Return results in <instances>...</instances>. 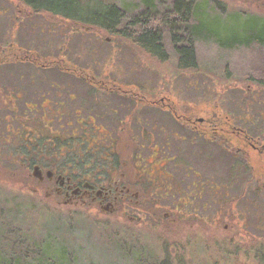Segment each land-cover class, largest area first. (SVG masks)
Listing matches in <instances>:
<instances>
[{"label": "flooded vegetation", "instance_id": "obj_1", "mask_svg": "<svg viewBox=\"0 0 264 264\" xmlns=\"http://www.w3.org/2000/svg\"><path fill=\"white\" fill-rule=\"evenodd\" d=\"M179 2L180 12L188 14L182 22L175 0L169 7L146 4L140 14L126 18L125 27L127 39L161 60L169 58L167 32L176 66L197 73L185 87L167 76L158 81L145 68L89 71L67 59L33 55L8 63L22 52L0 47V169H21L33 194L43 191L58 205L127 216L129 223L173 224L185 213H203L198 219L207 223L204 228L227 221L223 229L229 242L260 241L264 110L253 109L256 96L245 95L238 103L230 97L234 107L227 108L219 95L184 94L187 85L197 90L201 63L196 2ZM145 30L164 39L159 54L136 41ZM185 46L194 51L192 63L184 66L178 54ZM32 67L35 73L28 74ZM142 71L145 83L138 81ZM163 202L180 214L170 213ZM251 208L260 210L252 224ZM0 242L6 244L1 233ZM187 242L196 243L194 237ZM3 253L5 263L10 255Z\"/></svg>", "mask_w": 264, "mask_h": 264}, {"label": "rangeland", "instance_id": "obj_2", "mask_svg": "<svg viewBox=\"0 0 264 264\" xmlns=\"http://www.w3.org/2000/svg\"><path fill=\"white\" fill-rule=\"evenodd\" d=\"M57 1L61 4L68 0ZM146 1L169 7L175 0ZM146 1L80 0L74 1L66 11L70 15L96 20L100 15H106L109 5L113 4L129 18L140 14L147 6ZM194 2L199 4L196 13L203 21L199 31L224 43L243 36L253 25L257 28L264 25V3L260 4V0ZM109 22L107 18L105 23ZM165 37L169 58L161 60L145 55L132 40L98 25L45 11L35 13L22 0H0L2 48L11 46L32 52L41 60L67 59L89 71L145 68L158 81L167 76L173 83L181 81L176 85L185 87L189 80L194 81L192 74L197 73L176 66L167 33ZM196 46L201 76L197 79V90L186 86L184 94L187 97L202 94L207 99L219 95L224 105L232 108L234 105L229 99L235 97L238 103V98L243 100L245 95H251L257 100L253 109L264 110V86L258 81V73L250 72L248 66L253 56L237 48L221 50L211 42H198ZM20 61L9 59L6 62ZM35 71L32 67L28 74ZM146 72L142 71L144 74L138 77L140 83H145ZM254 117L258 118L255 113ZM2 155L7 157L8 152ZM19 170L11 165L0 169V221L5 222L0 224V233L6 241V244L0 242V257L3 252L4 256L6 253L10 256L19 254L20 264H47L43 260L49 263L63 260V264H161L164 259H168V264H264V237L260 241L238 239L229 242L226 239L229 231L223 229L227 223L224 219L208 228L203 226L206 222L198 219L205 216L203 213L193 216L185 213L173 224L166 220L155 223L150 219L129 223L127 216L101 215L94 208L58 205L54 199L45 197L43 191L33 194L31 181ZM163 203L161 206L170 209V213L180 214L173 210L170 202ZM261 203L264 206V198ZM256 213L259 215L260 210L251 208L250 224ZM193 237L195 245L187 242ZM38 245L43 253L39 257L35 253Z\"/></svg>", "mask_w": 264, "mask_h": 264}, {"label": "trees", "instance_id": "obj_3", "mask_svg": "<svg viewBox=\"0 0 264 264\" xmlns=\"http://www.w3.org/2000/svg\"><path fill=\"white\" fill-rule=\"evenodd\" d=\"M80 2V0H68L64 1L61 4L58 3L57 0H22V2L30 7L35 13H38L40 11H45L49 12L50 14H56L60 17H66L71 20H78L79 22H89L92 25H98L100 28L109 30L110 32H116L119 33L121 36L125 37L126 39L128 38V32L127 28L124 26V23L126 21V17L122 15L121 9L113 4L109 5L111 6L108 13L106 15H100L98 18L99 19H89V18H82L80 16L76 15H70V13H67V9H70L72 6L73 2ZM146 1V0H145ZM180 0H176V11H178L177 16L179 18V21L182 22L183 16L185 15L188 17L187 12L185 11L184 14L181 11V3L179 2ZM74 2V3H75ZM264 3V0H260V4ZM146 4H150L149 2L146 1ZM199 5V4H197ZM196 5V7H197ZM62 8V9H61ZM107 18L110 20L109 23L107 22ZM139 21V20H137ZM141 21V20H140ZM139 21V22H140ZM196 24H197V31H198V42L200 43H207L211 42L215 46L219 47L221 50H230L233 48H237V50H246L248 54L251 55L252 59L250 60V63L248 64L250 72H256L258 73V79L259 82L262 83L264 86V25L262 28H257L256 26H251L249 29H246L244 31L243 36H238L234 38H230L227 40V43L221 42V40H217V38L213 35H208L203 34L201 31H199L200 27L202 28L203 21L199 18V15L197 13V19H196ZM178 26L182 27L183 24H178ZM261 29V30H260ZM167 31V29H166ZM167 33V32H166ZM207 36V37H206ZM136 41L139 43V46L144 47L146 49H149L153 51L155 54H159V51H161L164 39L162 40L156 32H153L152 30H145L140 32L139 36L136 37ZM242 48V49H241ZM193 51L194 47L192 46H185L180 48L178 57L181 58V63L185 66L187 63H192L193 61ZM22 54L15 56L11 58L12 60L15 61H20V60H30L32 52L27 51L24 52V50H21ZM36 255L39 257L40 254L43 255L41 252L40 246L38 245L35 249ZM168 259H164L161 264H168L169 261ZM45 263L47 264H63V260L61 261H56V262H51L49 263L47 260ZM5 263H2V260H0V264H20L19 260V254L12 255L9 257V259L4 261Z\"/></svg>", "mask_w": 264, "mask_h": 264}]
</instances>
